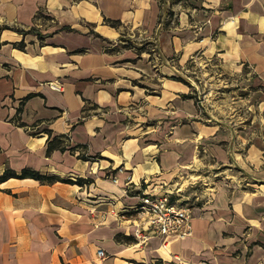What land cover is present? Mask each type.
Listing matches in <instances>:
<instances>
[{"label":"crops","instance_id":"1","mask_svg":"<svg viewBox=\"0 0 264 264\" xmlns=\"http://www.w3.org/2000/svg\"><path fill=\"white\" fill-rule=\"evenodd\" d=\"M0 25V176L90 179L0 180V264H264L263 121L207 107L264 84V0H0ZM162 192L192 211L165 248L131 211Z\"/></svg>","mask_w":264,"mask_h":264},{"label":"built area","instance_id":"2","mask_svg":"<svg viewBox=\"0 0 264 264\" xmlns=\"http://www.w3.org/2000/svg\"><path fill=\"white\" fill-rule=\"evenodd\" d=\"M45 83L55 91H61L64 88L59 79ZM112 180L116 181V178L112 177ZM138 199L131 211L138 215L134 233L139 241L147 242L149 237L157 236L165 248L169 238L189 236L192 233V226H190L192 211L187 203L171 198L170 193L167 192L146 193ZM96 255L98 257L96 264H104V250L98 248ZM176 259H179L178 256Z\"/></svg>","mask_w":264,"mask_h":264},{"label":"rangeland","instance_id":"3","mask_svg":"<svg viewBox=\"0 0 264 264\" xmlns=\"http://www.w3.org/2000/svg\"><path fill=\"white\" fill-rule=\"evenodd\" d=\"M208 88L209 85L201 87L203 92L208 90ZM200 94L202 92L197 93L195 96H201ZM209 97L207 107L214 114H223L225 119L230 120V122L239 123L244 119L254 121L260 119L264 124L263 83H253L251 81L245 87L240 85L238 81H229L227 86L213 84ZM243 108H247V111L244 112ZM132 240L136 241V238L133 237Z\"/></svg>","mask_w":264,"mask_h":264},{"label":"trees","instance_id":"4","mask_svg":"<svg viewBox=\"0 0 264 264\" xmlns=\"http://www.w3.org/2000/svg\"><path fill=\"white\" fill-rule=\"evenodd\" d=\"M104 21L105 23H107L108 25L110 26H116L117 24L120 23V21L118 19H109V18H104ZM3 27H7L6 25H0V29L3 28ZM14 28V27H12ZM62 28L64 29H69V27L67 26H63ZM16 29L18 32H21V33H27V32H32V31H36V29L34 27H30L28 28L27 30H23V29H18V28H14ZM37 33V32H36ZM39 34V33H38ZM19 46L22 45V43H19L18 44ZM185 97L188 96V94H185L184 95ZM87 108V107H86ZM86 108L85 110L83 111V115L86 116L87 114V111H86ZM19 111V108L18 110ZM21 125H24L23 122L21 121H18ZM51 133L49 131L48 133V143H47V149H46V153L49 154L51 150L55 149V148H60L61 150H64L65 149V146L64 145H61L59 144V141H58V137H53L52 139L49 140V137H50ZM61 137H66V135H59ZM78 157L80 158H83L85 160H88V159H92V160H96L98 157L97 155H85L84 153H81L79 152L78 153ZM9 177H33L35 179H38L39 181L41 182H52V181H55V180H62V181H66V182H77V183H82V182H85V181H88L90 180L89 178L88 179H83V178H76L75 180H71V179H68V178H57L55 175H52V174H48V173H41L40 171L34 169V168H28V167H24L22 168L21 170L19 171H13L11 169H6L3 171V174H1L0 176V180L2 181L3 179H6V178H9ZM152 264H173L171 262H166L164 261L163 259H155V261H153Z\"/></svg>","mask_w":264,"mask_h":264},{"label":"bare ground","instance_id":"5","mask_svg":"<svg viewBox=\"0 0 264 264\" xmlns=\"http://www.w3.org/2000/svg\"><path fill=\"white\" fill-rule=\"evenodd\" d=\"M99 28L106 34H109V35L112 34V31L110 29H107L106 27L99 26Z\"/></svg>","mask_w":264,"mask_h":264}]
</instances>
